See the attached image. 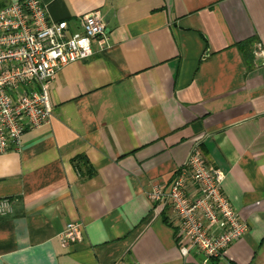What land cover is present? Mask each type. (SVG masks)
<instances>
[{"label":"crops","instance_id":"0c3cea01","mask_svg":"<svg viewBox=\"0 0 264 264\" xmlns=\"http://www.w3.org/2000/svg\"><path fill=\"white\" fill-rule=\"evenodd\" d=\"M40 1L70 33L98 12L105 39L56 73L49 123L0 155L13 208L0 264H203L182 257L172 210L148 198L195 146L248 226L208 264H264V0ZM68 223L80 237L63 245Z\"/></svg>","mask_w":264,"mask_h":264},{"label":"built area","instance_id":"2783aa9c","mask_svg":"<svg viewBox=\"0 0 264 264\" xmlns=\"http://www.w3.org/2000/svg\"><path fill=\"white\" fill-rule=\"evenodd\" d=\"M104 39L98 12L84 15L80 31L70 33L65 21L49 20L40 0L13 1L0 9V155L18 151L26 133L49 123L56 73L91 57L92 45ZM223 180L195 146L170 186L148 193L152 203L165 202L172 210L182 257L196 253L208 264L246 233L247 224L222 192ZM12 213L10 200L0 199V218ZM79 237V225L68 223L57 239L67 245Z\"/></svg>","mask_w":264,"mask_h":264},{"label":"trees","instance_id":"16d2710c","mask_svg":"<svg viewBox=\"0 0 264 264\" xmlns=\"http://www.w3.org/2000/svg\"><path fill=\"white\" fill-rule=\"evenodd\" d=\"M252 44V41H246V42H242L236 45V48L238 49L242 60L244 62V64L246 65V67L250 68L251 67V61H252V57H250V46ZM76 169L77 171L82 174V173H86V174H90V169L88 167H84V172L83 170L76 164Z\"/></svg>","mask_w":264,"mask_h":264}]
</instances>
